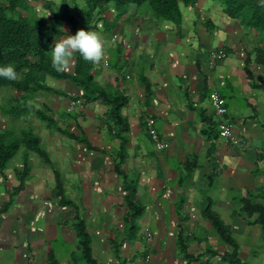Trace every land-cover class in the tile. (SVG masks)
Returning a JSON list of instances; mask_svg holds the SVG:
<instances>
[{
  "label": "crops",
  "instance_id": "crops-1",
  "mask_svg": "<svg viewBox=\"0 0 264 264\" xmlns=\"http://www.w3.org/2000/svg\"><path fill=\"white\" fill-rule=\"evenodd\" d=\"M180 12L181 23L175 26L164 21L150 23L148 17L128 11L127 20H120L113 31L128 44L121 56L109 55L115 46L112 36L99 33L104 56L94 65V81L101 88L119 89L128 101L121 110L127 129L122 151L100 101L66 111L68 101L80 95L66 81L41 75V85L63 96L42 90L29 102L56 121L58 132L47 129L33 115L18 120L1 117L2 129L9 122L16 130L32 129L47 158L41 163L37 155L26 154L24 189L16 197L17 205L0 217V248L16 249L18 264H32L38 251L43 252L39 264L70 261L74 212L59 207L53 199L56 181L61 193L77 207L91 240L94 236L92 253L97 257L100 253L106 264H118L109 241L123 229L126 212L123 178L114 170L119 152L125 157L119 170L135 186L136 201L144 209L137 221L139 238L120 248L125 264H187L175 245L177 225L190 237L188 254L203 256L208 247L216 253L211 263L220 264L227 248L202 216L208 207L229 229L240 262L264 264V231L240 211V200L250 194L254 204L264 209V93L260 84L264 67L253 56L245 66L243 49L249 47L251 38L223 15L219 4L197 0L193 8L181 6ZM107 16L110 19L113 14ZM211 52H223L225 58L209 66ZM106 57L108 65L104 66ZM72 67L71 59L64 71L69 73ZM140 77L151 88L148 106ZM8 95L9 101L19 96L15 91ZM213 96L225 102L223 119L214 116ZM4 100L0 97V104ZM148 117L154 119L158 135L168 145L166 150L153 148L145 131ZM222 121L231 128V140L218 137ZM19 152L17 164L8 167L4 176L0 174V206L5 191L17 186L15 173L25 157ZM189 159L196 160V168L187 176L183 165ZM179 179H183L181 187ZM180 197L182 207L176 211ZM145 231L152 233L149 244Z\"/></svg>",
  "mask_w": 264,
  "mask_h": 264
},
{
  "label": "trees",
  "instance_id": "trees-1",
  "mask_svg": "<svg viewBox=\"0 0 264 264\" xmlns=\"http://www.w3.org/2000/svg\"><path fill=\"white\" fill-rule=\"evenodd\" d=\"M217 3L223 10V15L230 21L236 22L247 31L250 37V45L243 49L245 54V66L254 57V62L264 67V8L259 6L258 0H210ZM197 0H0V66L12 64L18 73L16 81L0 78V90L15 91L17 98L9 101L5 98L0 106L1 117L18 120L33 115L38 121L44 123L47 129H57L56 121L48 114L36 110L31 102L38 92L48 90L51 94L63 96L54 90L41 85L40 76L66 81L79 90L78 100L84 104L100 101L106 108L105 115L107 125L113 126L116 137L120 140L121 151L126 144L123 134L127 131L125 119L121 116V110L128 101L119 89L110 86L101 88L94 81L93 69L95 63L85 61L74 53L72 56L73 67L66 71H55L51 65V50L54 42L66 35H74L78 30H91L103 34L106 37L113 36V31L120 20H127L128 11L133 16H146L150 23L160 21L169 22L175 26L181 23L180 7L193 8ZM38 7L43 11L39 14ZM113 14L110 19L107 15ZM109 50L110 56H121L122 47L114 43ZM223 53V52H222ZM114 62V61H113ZM115 64V69H117ZM111 66V65H110ZM123 68V67H122ZM117 70H121L120 68ZM141 85L145 91L146 105L152 99L150 85L144 77H140ZM264 93V77L261 78ZM15 128H1L0 125V174L4 171L14 156L22 151L24 158L20 171L15 173L17 186L5 191V201L0 206V217L9 212L16 197L23 191L28 179V164L26 154L33 153L39 157L41 163L47 158L40 148V140L33 134L32 129L23 127L18 131ZM218 134V127H217ZM219 137V136H218ZM114 165L115 173L123 178L122 189L127 196L124 198L126 212L122 218L123 229L116 231L110 243V251L118 264H125L121 260L120 248L124 242H133L138 239V219L143 214V207L136 201L135 186L119 170L123 162L124 154L119 152ZM196 160L189 159L183 169L190 176L195 167ZM183 179H179L181 187ZM53 199L61 207L71 208L74 212L71 229L75 236L74 250L67 264H99L93 258L91 238L87 233L85 221L78 214V209L60 191L59 182L53 192ZM183 198L178 199L176 211H180ZM240 211L247 218H253L251 224L259 226L264 231V209L254 204L253 195H248L240 200ZM211 224L220 244L227 250L220 258V264H243L237 257V245L235 244L229 229L222 221L212 213L209 207L202 215ZM190 237L177 225L174 230L175 245L178 254L187 264H212L216 253L206 247L203 256L192 257L187 252L186 243ZM145 239V238H144ZM148 244V243H147ZM51 257H49L50 259ZM29 264V262L27 263ZM48 264H59L49 260Z\"/></svg>",
  "mask_w": 264,
  "mask_h": 264
},
{
  "label": "clouds",
  "instance_id": "clouds-1",
  "mask_svg": "<svg viewBox=\"0 0 264 264\" xmlns=\"http://www.w3.org/2000/svg\"><path fill=\"white\" fill-rule=\"evenodd\" d=\"M264 8V0H258ZM74 53H79L85 61L99 62L104 56L102 38L96 31L78 30L74 35H66L54 42L51 50L52 68L59 72L67 70ZM0 78L16 81L18 73L12 64L0 66Z\"/></svg>",
  "mask_w": 264,
  "mask_h": 264
},
{
  "label": "built area",
  "instance_id": "built-area-1",
  "mask_svg": "<svg viewBox=\"0 0 264 264\" xmlns=\"http://www.w3.org/2000/svg\"><path fill=\"white\" fill-rule=\"evenodd\" d=\"M111 43H119L122 48H127V43L119 39L117 36L113 35L110 38ZM225 58V54L222 52H211L208 57L209 66H212L215 62L222 61ZM104 66H107V57L103 62ZM83 101L77 98H72L67 103V112H72L79 110L83 107ZM211 107L213 109L214 116L223 119L226 114L225 102L218 96H213L211 99ZM145 131L146 134L156 151H163L168 148V145L162 141L155 129V121L153 118L148 117L145 119ZM218 136L223 140H231V128L226 122H221L218 125ZM144 238L146 243H150L152 240V233L150 231H145Z\"/></svg>",
  "mask_w": 264,
  "mask_h": 264
},
{
  "label": "rangeland",
  "instance_id": "rangeland-1",
  "mask_svg": "<svg viewBox=\"0 0 264 264\" xmlns=\"http://www.w3.org/2000/svg\"><path fill=\"white\" fill-rule=\"evenodd\" d=\"M38 10H39V14L41 15V13L43 12L42 10H41V8H39L38 7ZM137 16H139V15H137ZM10 93V91L8 92V90H5V89H2V90H0V97L3 99V98H8V94ZM4 104V102H2L1 104H0V106L1 105H3ZM9 120V119H8ZM10 121V120H9ZM13 125H11V123L9 122L8 123V126L6 127V128H10V130L11 129H13V128H11ZM21 129V128H20ZM19 129V130H20ZM14 131H18V130H16V129H14ZM21 152H19L18 154H16L15 156H14V158L12 159V161L9 163V166L8 167H14L16 164H17V162H18V160L20 159V157H21V154H20ZM17 199V198H16ZM16 199L14 200V202H13V204H12V206L9 208V211H10V209H12V207H15L16 205H17V202H16ZM81 214H82V212H81ZM94 238V236H92V243H91V249H92V247L94 246V244H95V242H96V240L95 239H93ZM33 249L34 248H32V251H33ZM36 252H37V250H36ZM99 253V252H98ZM17 254H18V252L16 251V249H12V248H0V264H18L17 263V260H18V258H17ZM42 254H43V252H41V251H38L37 252V254L35 255V260L32 262V264H39L40 262H42L41 260H42ZM92 255H93V257H97V256H95L94 255V252L92 253ZM56 259H57V256H54ZM103 257L100 255V253H99V255H98V257H97V262L99 263V264H106V261H104L103 259H102ZM102 261V262H101Z\"/></svg>",
  "mask_w": 264,
  "mask_h": 264
}]
</instances>
